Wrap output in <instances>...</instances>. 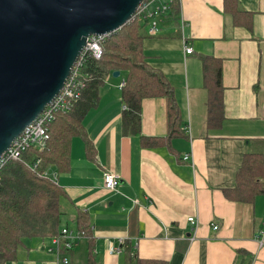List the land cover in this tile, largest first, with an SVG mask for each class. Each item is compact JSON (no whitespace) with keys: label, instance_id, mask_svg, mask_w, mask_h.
Masks as SVG:
<instances>
[{"label":"crops","instance_id":"crops-1","mask_svg":"<svg viewBox=\"0 0 264 264\" xmlns=\"http://www.w3.org/2000/svg\"><path fill=\"white\" fill-rule=\"evenodd\" d=\"M238 6L247 20L236 21L224 0H178V14L171 9L160 34L144 39L147 63L163 73L176 101L172 120L167 96L142 101V134L164 138L158 146L123 133L127 80L121 71L115 78L125 79H105L84 119L94 156L83 137H74L69 169L46 170L66 192L61 227L81 231L79 211L89 226L88 236L64 252L68 263L264 264V193L244 202L224 191L235 186L246 151L264 155V0ZM202 56L222 60L219 126L208 123ZM172 122L179 130L173 135ZM106 172L119 177L116 190L104 186ZM53 238H26L5 264H64L49 250Z\"/></svg>","mask_w":264,"mask_h":264},{"label":"trees","instance_id":"trees-1","mask_svg":"<svg viewBox=\"0 0 264 264\" xmlns=\"http://www.w3.org/2000/svg\"><path fill=\"white\" fill-rule=\"evenodd\" d=\"M226 10L236 21L247 20L248 13L241 10L238 0H224ZM172 14H178V0L172 3ZM148 37L145 24L133 18L119 31L108 35L104 42L103 57H87L82 68L87 85L68 112H55L47 128L44 146L31 147L20 159L9 161L0 171V264L17 258L26 238L56 236L60 233L64 214L61 200L66 192L44 172L56 167L67 171L71 163V145L74 137H83L89 157L94 156L93 146L87 139L84 119L100 98V87L115 71L125 74L122 101L127 106L122 117L123 133L138 136L146 147L158 146L164 138L142 134V101L147 97L167 96L170 119L177 116L173 90L162 72L149 65L143 49ZM205 87L208 91V123L219 126L224 117L222 60L202 56ZM179 131V130H178ZM171 124V133L178 132ZM39 161L37 167L35 163ZM226 196L236 201H252L264 193V155L246 151L238 169L236 184L224 189ZM85 212L79 211L76 223L86 234L89 226ZM64 228V227H63ZM73 264V263H68ZM90 264V263H89ZM139 264H161L147 260Z\"/></svg>","mask_w":264,"mask_h":264},{"label":"water","instance_id":"water-1","mask_svg":"<svg viewBox=\"0 0 264 264\" xmlns=\"http://www.w3.org/2000/svg\"><path fill=\"white\" fill-rule=\"evenodd\" d=\"M142 1L0 0V161L61 92L88 39L119 31Z\"/></svg>","mask_w":264,"mask_h":264},{"label":"built area","instance_id":"built-area-1","mask_svg":"<svg viewBox=\"0 0 264 264\" xmlns=\"http://www.w3.org/2000/svg\"><path fill=\"white\" fill-rule=\"evenodd\" d=\"M174 0H143L137 8L134 18L142 21L146 26V31L149 35H158L161 32L160 23L169 16ZM110 34L94 35L88 39L84 51L78 58V61L66 81L63 89L57 97L46 106L44 111L40 114L37 120L28 126L22 134L13 142L11 148L3 155L0 161V171L11 160L20 159L25 151L31 147L42 148L47 138V128L50 120L53 118L55 112H68L72 109V105L77 101L87 85V77L83 74L82 68L87 61V57L96 60H101L103 57L104 42ZM185 52L190 55L193 53V47L189 46L186 39ZM125 85V81L122 87ZM127 106L124 105V109ZM185 160L190 159V155L184 156ZM39 161L35 163L37 167ZM45 175H49L47 171ZM119 185V177L115 173L106 172L104 175V186L109 190H116ZM192 224L196 225L195 217L188 219ZM214 230L219 228L217 223H212ZM263 233V232H262ZM88 235L84 231H75L69 227L61 229L60 233L54 236V247L49 250L56 254L57 260L68 264V259L63 257L65 251L72 249L76 243Z\"/></svg>","mask_w":264,"mask_h":264},{"label":"rangeland","instance_id":"rangeland-1","mask_svg":"<svg viewBox=\"0 0 264 264\" xmlns=\"http://www.w3.org/2000/svg\"><path fill=\"white\" fill-rule=\"evenodd\" d=\"M108 79H125V78H123V77L122 78H115L114 76H109ZM62 221L64 223V217L62 218Z\"/></svg>","mask_w":264,"mask_h":264}]
</instances>
